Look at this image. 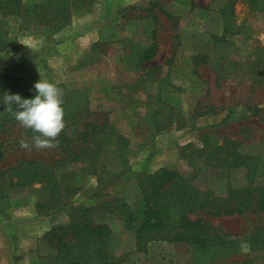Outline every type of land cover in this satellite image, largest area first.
I'll list each match as a JSON object with an SVG mask.
<instances>
[{"label": "rangeland", "instance_id": "rangeland-1", "mask_svg": "<svg viewBox=\"0 0 264 264\" xmlns=\"http://www.w3.org/2000/svg\"><path fill=\"white\" fill-rule=\"evenodd\" d=\"M191 1L215 21L195 19L176 0H0V75L14 77L23 98L40 78L56 83L66 122L51 147L37 148V133L4 111L0 264H64L63 244H80L87 223L110 228L103 250L111 264H264V212L254 205L216 214L199 203L186 213L205 225L191 244L163 239L181 232L170 199V226L136 238L145 182L160 170L217 205L264 198V159L253 157L264 144V0ZM152 47L156 55L145 60ZM179 51L182 61L194 57L206 85L198 98L185 77L172 78ZM63 134L69 148L91 157L70 159L56 140ZM224 140L236 146L215 150ZM217 154L252 158L218 168ZM24 162L40 165L45 178L26 183Z\"/></svg>", "mask_w": 264, "mask_h": 264}, {"label": "trees", "instance_id": "trees-1", "mask_svg": "<svg viewBox=\"0 0 264 264\" xmlns=\"http://www.w3.org/2000/svg\"><path fill=\"white\" fill-rule=\"evenodd\" d=\"M14 1V0H9ZM223 0H213V2L221 3ZM176 3L182 5L185 8H191L193 10L194 18L200 19L202 22L211 25L216 17H210L209 11L205 8H200L194 6L191 0H176ZM24 9V8H23ZM20 12V9L18 10ZM196 15V16H195ZM62 21H59L54 29L63 27ZM157 53V48L152 47L146 50L145 60L153 58ZM182 53L179 51L178 54L171 60L172 64V78L175 77H185L188 83L190 93L198 98L199 94L205 90V83L200 81L198 74L196 73L194 67L196 65L195 59L193 56L184 58L182 61ZM191 66V68H190ZM190 69H187V68ZM171 78V79H172ZM21 88L20 84L16 79L10 76L8 73H3L0 75V135L3 133V128H5L6 123L8 122V117L4 113L7 109V106L3 103V95L5 91H10L12 93H17V89ZM92 126V125H90ZM67 136L62 135L61 138H58L59 145L64 146V150L68 153L69 158L72 160H80L81 158H90L91 155H87V151H76L74 147H68L65 140ZM236 146V143L231 140H224L223 145L220 147H214L215 150L226 151V148ZM100 151L101 149L98 148ZM205 154V152L203 151ZM257 154H253L254 158L261 157L264 159V144L258 145ZM99 154V153H98ZM95 155L96 156H98ZM221 154H217L215 159V165L218 168L232 165L234 167L245 166L249 159L252 158V155L242 156L238 155L237 159L227 160ZM5 157V151L3 149V140H0V161ZM99 160V159H98ZM97 160V161H98ZM25 167L23 171L27 172L29 176L26 183L40 182L45 177L41 174L44 170H40L41 166L35 162H24ZM5 174V171L0 168V175ZM146 185L143 189L146 201V209L143 212V219L141 220V225L137 229L136 238L139 240L145 239L146 237L152 238L159 234L160 230H165L170 226L169 221H171L172 215V204L169 202L170 199L174 203H178V214L179 219L177 221V229H180L181 232L177 233L174 237L165 236L163 239L169 241H177L184 243L194 242L191 239L194 235L196 229L202 230L205 228L204 224H201L200 220H191L187 217L186 213L194 212L196 206L199 203H202V206H209L214 210L216 214H234V213H243L250 206L254 205V208L258 211L264 212V198L256 199L251 201L245 199V197L238 198L234 201L231 199H221L222 205H217L219 203L218 199L209 200V196H206L199 189L193 188L189 185L187 180L178 179L176 173H173L169 170H160L156 174L150 176L145 182ZM153 203V204H152ZM77 227L76 223L68 227V229H75ZM89 230L86 232L85 237L80 244L68 245L67 243L63 244V247H67L66 258H64V264H81L79 261L82 259H88L85 263L87 264H111L108 259V252L104 251L103 248L110 243L112 240V232L110 228L106 225H97L95 227H90L88 223L84 226ZM90 227V228H89ZM147 229L143 234V230ZM147 233L149 236H147ZM65 236V235H64ZM178 236V237H177ZM192 236V237H191ZM82 244L84 246H82ZM79 248V249H78ZM77 249V251H76ZM74 251V252H73ZM80 252V253H79ZM99 253V257L96 260H93V254ZM96 262V263H95ZM46 264H54L51 261H47Z\"/></svg>", "mask_w": 264, "mask_h": 264}, {"label": "clouds", "instance_id": "clouds-1", "mask_svg": "<svg viewBox=\"0 0 264 264\" xmlns=\"http://www.w3.org/2000/svg\"><path fill=\"white\" fill-rule=\"evenodd\" d=\"M33 89L35 92L30 98L5 91L3 103L14 113L15 119L23 128L37 133L32 137L37 148L51 147L54 139L66 126L64 91L56 83L41 78L34 83ZM22 146L28 147V143L22 141Z\"/></svg>", "mask_w": 264, "mask_h": 264}, {"label": "crops", "instance_id": "crops-1", "mask_svg": "<svg viewBox=\"0 0 264 264\" xmlns=\"http://www.w3.org/2000/svg\"><path fill=\"white\" fill-rule=\"evenodd\" d=\"M47 219H49V218H46L45 220H47ZM48 227L49 226H47V224H46V226H44L42 229H40V231H42V234H44L48 230ZM37 229H38V227H37Z\"/></svg>", "mask_w": 264, "mask_h": 264}]
</instances>
